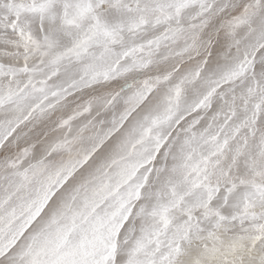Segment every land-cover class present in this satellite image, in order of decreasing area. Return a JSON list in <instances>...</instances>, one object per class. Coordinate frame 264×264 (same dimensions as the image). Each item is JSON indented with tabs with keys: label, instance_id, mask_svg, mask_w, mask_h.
Masks as SVG:
<instances>
[{
	"label": "snow or ice",
	"instance_id": "6c2138e0",
	"mask_svg": "<svg viewBox=\"0 0 264 264\" xmlns=\"http://www.w3.org/2000/svg\"><path fill=\"white\" fill-rule=\"evenodd\" d=\"M0 264H264V0H0Z\"/></svg>",
	"mask_w": 264,
	"mask_h": 264
}]
</instances>
